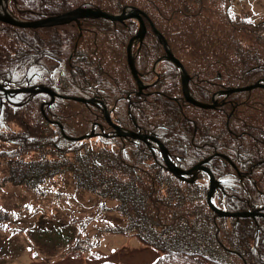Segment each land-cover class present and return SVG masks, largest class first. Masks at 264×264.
Wrapping results in <instances>:
<instances>
[{
    "label": "trees",
    "instance_id": "trees-1",
    "mask_svg": "<svg viewBox=\"0 0 264 264\" xmlns=\"http://www.w3.org/2000/svg\"><path fill=\"white\" fill-rule=\"evenodd\" d=\"M17 1L25 10L35 8L42 17L61 13L76 4L100 7L112 13L136 4L147 13L154 12L156 17L163 13L160 23L162 20L166 23L159 29L174 54L185 64H191L205 82L210 80L206 86L196 89L206 92L201 95L202 101L208 102L215 91L231 85L264 79V22L237 17L232 0ZM135 22L132 19L110 22L103 18L89 22L87 19L82 29L72 23L22 28V33L16 32L15 37L8 38V32L16 28L0 21V32L8 38L0 48V83L10 81L16 86H26L34 84L31 75L37 70L51 77L57 69L73 77L49 83L50 86L56 83L59 87L56 89L67 96L88 97L92 92L95 96L104 95L108 104L119 107L113 112L114 121L124 127L146 131L148 125L139 117L150 115L155 126L162 129L163 116L170 113L168 116L177 122V127H172L169 133L177 128L180 132L201 134L198 138L202 146L198 151L192 144L183 150L165 142L179 166H191L209 155H214L213 165L219 166L224 161L215 157L219 148L233 162L245 159L246 155L264 157V88L232 93L224 105L206 110L199 108L202 113H195L189 110L193 105L183 98L179 72L171 73L170 69L175 66L165 60L157 70L161 80L155 89L159 85L160 91L151 96L132 94L129 114L130 100H121L115 88L117 77L106 79L103 74L114 66L120 70L118 76L127 78L126 87L134 82L127 63V42L137 32ZM101 27L104 30L101 31ZM91 29L100 30L104 35L94 37ZM83 32L85 34H81ZM138 48L137 69L145 77H152L155 61L164 54L163 47L149 31L134 50ZM52 54L61 56L64 61L61 64L76 66L77 71L64 68L69 66L52 65L49 59ZM162 94L172 97L169 104L161 103ZM49 99L46 94L0 90V171L4 173H0V181L48 198L62 192L52 190L56 178L70 177L78 191L91 193L99 200V214L115 211L125 219L124 225L104 219L90 236L84 232L95 216L78 219L75 233L72 220H66L64 215H53L56 224L49 223L42 231H46L52 241H58L57 245H62L68 255L82 257L88 253L89 264H120L98 248L107 233H113L137 237L143 245L156 249L159 257L149 264H264V218L218 216L207 203L204 186L168 177L170 173L163 167L159 154L142 141L100 135L87 139V142H96L94 146L91 142L85 144L86 140L69 139L67 136L88 133L89 125L91 128L96 120H104L103 114L87 103L57 98L50 105ZM40 104L46 105L45 115ZM154 104L161 110L157 111ZM165 107L168 113H161ZM122 112L130 115L128 119L122 118ZM51 121H58L67 136ZM90 128L87 131L90 132ZM211 129L218 130L220 137L212 135ZM216 168L213 166V172L222 184L228 188L234 186L229 176L233 174L235 180L236 171L233 172L231 166ZM256 181L262 183L264 179ZM254 182L251 187H255ZM216 200L220 207L231 211L248 210L260 204L257 199L253 200V193L245 196L239 190L220 191ZM108 201L116 204L109 206ZM16 215L15 208H0V226L5 229L3 221L7 218L15 221ZM64 221L66 226L59 223Z\"/></svg>",
    "mask_w": 264,
    "mask_h": 264
},
{
    "label": "rangeland",
    "instance_id": "rangeland-1",
    "mask_svg": "<svg viewBox=\"0 0 264 264\" xmlns=\"http://www.w3.org/2000/svg\"><path fill=\"white\" fill-rule=\"evenodd\" d=\"M232 3L237 17H250L264 22V0H232ZM189 110L202 113L199 107L192 106ZM123 115L122 118L128 119L129 115L124 113ZM79 122L82 123L81 118ZM89 128L90 125L86 129L88 133L92 131V126L90 132L87 131ZM94 133L98 135L102 132L98 128ZM87 139H85L86 142ZM91 143L94 146L97 144L94 141ZM0 173L4 174L2 171ZM52 187V190L62 192H57L59 195L53 197L40 198L26 191L25 187L3 184L0 181V208L17 210L15 221L7 218L3 221L5 229L0 226V264H89L88 253L81 255L82 257L68 255L62 245H57L58 241L54 239L52 241V237H47V232L42 231V228H47L49 223L56 224L53 215H64L66 220H72L75 233L79 227L78 219H89L95 216L84 232L90 236L96 233V226L102 225L104 219L108 222L117 221L120 225L125 224V219L115 211L99 214V200L91 193L78 191L70 177L56 178L52 182ZM250 192V195L253 193V200L260 198L255 190ZM108 203L109 206L116 204L115 201H108ZM97 216H100V219H96ZM59 223H64L63 225L66 226L65 221ZM98 248L107 254L110 260L120 264H149L159 257L157 250L143 245L134 236L107 233Z\"/></svg>",
    "mask_w": 264,
    "mask_h": 264
},
{
    "label": "bare ground",
    "instance_id": "bare-ground-1",
    "mask_svg": "<svg viewBox=\"0 0 264 264\" xmlns=\"http://www.w3.org/2000/svg\"><path fill=\"white\" fill-rule=\"evenodd\" d=\"M1 1V0H0ZM128 8H130L132 10V8H136L139 10V15L142 19L143 22H141L138 18L135 22V25L138 27L137 29V32L139 30V27L141 26L142 23H144V25L146 26L145 28V32H146V35L148 34L149 31H152L153 34L155 35L156 37V34L154 32V29L157 30V32L161 35H163V33L160 31V25H163L166 23V21H163L162 20V23L161 22V18L163 17V13H159L160 15H158V17H156L155 13H147L143 8L137 6L136 4H130L127 6ZM82 8H85L83 5L81 4H76V5H73V7L69 8L68 10H65L61 13H58V14H63V13H68V12H72V11H75V10H80ZM27 11H30V14L32 17H35V18H38V19H33L32 21H37V20H43L44 18H47V17H50V16H46V17H42L39 12L36 11L35 8H32L31 10L28 8ZM0 13L5 15V11L2 9V7L0 8ZM39 14V16H38ZM56 14V15H58ZM12 16V15H11ZM55 16V15H53ZM13 17V16H12ZM14 18V17H13ZM86 19H92V18H89V17H82V18H79L78 20L79 21H74V22H77L78 25H81V23L83 22V20H86ZM103 19H106V18H103ZM107 21H110V22H113V21H116V22H126L129 20L128 19H125L123 21H119V20H109V19H106ZM72 21V22H73ZM9 24V23H8ZM101 24H103L101 22ZM11 27L13 28H16V31H11V32H8V34L10 35L8 38H11V37H15V35L17 34L16 32L18 33H22V28H26V27H19L17 25H13V24H9ZM104 25V24H103ZM28 29V28H26ZM104 30L103 27H101V31ZM100 30L99 31H96L95 29H91L90 30V33L92 36L94 37H100V36H103L104 33L101 32ZM136 32V33H137ZM136 33L133 35L135 36ZM81 34H85V32L81 33ZM145 35V37H146ZM132 36V37H133ZM164 36V35H163ZM131 37V38H132ZM7 37H5V33H2L0 32V48L2 47L3 44H5L8 40ZM131 38L129 39V41L127 42V50H128V46H129V43H130V40ZM165 38V36H164ZM145 39V38H144ZM156 39H158L156 37ZM45 46H47L46 44H44ZM164 50V55H167L169 53H172L184 66V70H185V74L187 75L188 77V89L190 90L191 94L194 96L195 99H197L198 101L200 102H203L201 100V95H203V92L205 91H199V90H196L198 86L200 85H207L208 82H210V80H208L207 82L204 81V78L201 74H199L197 71H195L193 68H191L190 66H192L191 64L189 63H184L180 58H178L175 54H174V51H173V48L171 46V44L169 43V41L167 40V38H165V47L163 48ZM51 51V50H50ZM61 56L59 55H56V54H52L49 56V59L51 61V64L52 65H55V66H58V67H61V66H69V67H64L65 69H67L68 71L70 72H76L77 71V67L74 66V65H63L64 64V61L62 59H60ZM61 62L63 64H61ZM66 62H70V61H66ZM175 67H172L170 69V72L171 73H178L180 74V77H181V69L177 67V65L170 61ZM138 71V75H139V78L141 79L142 83H143V89L139 91V84L136 80V78L133 76L132 74V71H130V75L132 76L133 78V81L135 82H132L131 81V86L129 85V87H126V81H127V78L125 77H121V76H118L119 75V72L120 70L117 69L116 67L114 66H110L106 69V72L103 74V77L104 78H108V79H111L113 77H117L116 79V82H117V85L115 86V88L118 89V97L121 99V100H124V99H129V96L130 94H134V95H137V96H148L146 94V92H152V94H155V93H158L160 90V87L159 85H157V88L155 89V86L156 84H158V82L161 80V77L160 75L157 73V72H154V75L152 77H149V76H146L145 77V74L140 71L139 69H137ZM73 77L70 73H62L60 72L59 70L55 69L54 72H53V76H47V75H44L42 72H40L39 70H37L34 75H31V80H32V83L34 84H30L31 86H35V85H39V86H44V87H47V88H51L53 91L57 92V97L59 98V100H73V98H84L86 100H91L93 99V97L95 96V94L92 92L91 94L88 95V97H83V96H73V95H70V96H67L66 94H63L61 92H59L56 88H59L58 85L56 86L55 84L50 86L49 83H54L55 81L58 82L59 80H65L67 79L68 77ZM164 76V75H163ZM157 78V79H156ZM214 82H217V81H214ZM254 83H250V84H237V85H231L230 88L228 89H220V90H217V91H226V90H229L231 88H235V89H239L236 91V93L240 94V92H247V91H250L249 90H240L241 88H244V87H247V86H250V85H253ZM67 85L69 86H72V83H68ZM181 86H182V78H181ZM20 87L24 88L25 86L21 85ZM133 87H136L138 90L134 89ZM256 88H264V87H256ZM256 88H253V89H256ZM200 89V88H199ZM251 89V90H253ZM112 90V89H110ZM193 90L195 92H193ZM202 90V89H200ZM104 91H108V89H104ZM235 93V91L233 92ZM115 94V93H113ZM182 94H183V91H182ZM210 94V93H209ZM232 94V93H230ZM127 95V96H126ZM184 95V94H183ZM206 95V92L205 94ZM212 97H214L212 95ZM104 95L100 94V97L99 96H96L94 99L95 100H99V101H102L104 104H106L107 102L104 100ZM172 97L169 96V95H165L162 94V100H161V103L163 105H166V104H169L168 102L170 101ZM215 98V97H214ZM224 98L225 100L227 99V97H224L222 96L221 99ZM81 102V101H79ZM187 104H191L193 106H195L194 104L192 103H189L187 100H186ZM84 103H87L93 107H96V108H102L104 105L100 102H97V101H94V102H84ZM222 103H224V100L222 101ZM221 103V105H223ZM26 106V104L24 105ZM154 107L156 108V110L160 111L161 110V107L157 108V105L154 104ZM197 107V106H195ZM39 108L40 109H44L46 108V105L45 104H40L39 105ZM124 107H121V109H123ZM201 109H204L206 110V108H202L200 107ZM155 111V110H154ZM156 111V112H157ZM167 111L168 113V107H165L161 113ZM170 113H168L167 115H164L163 118V122H164V127L162 129H159L156 125V123L152 120L154 119L153 116H150V115H147V117H142V115L139 117L140 119L144 120L145 123L148 125V128L146 131H143V132H147L149 134H154V135H158L157 139L162 141V143L164 145H166L167 143H172L174 144V146L176 147H179L180 149L182 148L183 150H186L190 144H192V146H194V150H197L202 146V143L200 142L199 140V136L198 134H200L199 132L197 131H192V132H180L179 130L174 129V131H172L171 133H169V131H171L170 129L172 127H174L176 125L177 127V122L170 116H168ZM47 118V116H46ZM163 118H157L158 120H162ZM103 121H99V122H94L92 124V131L93 132H96L98 128L101 127V123ZM171 126V127H170ZM153 127L155 129H153ZM168 130V131H167ZM166 131V132H164ZM210 133L212 135H214L215 137H220L221 133L216 130V129H211L209 130ZM157 132V133H156ZM207 132V131H206ZM162 135L163 138L160 136ZM201 135V134H200ZM166 142V144H165ZM148 148L150 150L154 149V147L152 146H148ZM218 152H216V155L219 157H222V159H228V160H232L227 154H223L222 151L224 150H220V148L218 150H216ZM174 158V157H173ZM233 161V160H232ZM162 165L163 167L166 169L167 172H169L170 174L168 175V177H171V178H176L175 174L173 172H171L169 169H168V165L166 162H163L162 161ZM246 164V166H249V168H247V170H251V171H255V169L257 168V165L258 164H262L264 165V157H257V158H252V157H249V156H245V159H241V161H237L235 160L233 164H230V166L232 167V170L233 172L237 171L238 170V173H235L234 174V177H235V180L232 181V184L234 185L232 188V190H239L241 191L242 195H249L251 192H249L247 188V185L250 184L249 183V180L253 179L252 177H249L247 176L246 174L243 173L244 171V167L243 165ZM180 169L184 170V171H187L183 166H178ZM209 170L212 172V169L209 167ZM239 172L242 173L241 174V177H239ZM213 173V172H212ZM209 175V174H208ZM178 180H182L181 178H178ZM263 184H264V181H263ZM262 183L258 182L256 184L257 188L255 189V191L258 193V191H261V194H260V198L257 199V203H260V207L264 206V192L263 190H260L261 187H263ZM236 218H255V216H248V217H241V216H234Z\"/></svg>",
    "mask_w": 264,
    "mask_h": 264
},
{
    "label": "water",
    "instance_id": "water-1",
    "mask_svg": "<svg viewBox=\"0 0 264 264\" xmlns=\"http://www.w3.org/2000/svg\"><path fill=\"white\" fill-rule=\"evenodd\" d=\"M2 3L3 2L1 0L0 1V8L2 6ZM3 10L5 11V15L0 13V20L1 21L5 22V23L17 25L19 27H26V28H37V27L62 25V24L70 23L73 20L79 21L78 19L82 18V17H89V18L101 17V18H106L109 20H119V21H123V20L128 19V18L129 19H131V18L137 19L138 18L141 22H143L140 15H139L140 12L136 8H132V10L130 8H124L121 11V13H118V14H112V13L106 12L100 8H82L80 10L77 9L75 11L68 12L66 14L65 13L58 14V15L50 16V17L44 18L43 20H37V21H20V20L14 19L7 12L6 8H3ZM145 28H146V26L144 25V23H142L141 26L139 27V30L136 33V35L131 38L129 46H128V63H129V66H130V69L132 71L133 76L136 78V80L140 86L139 91L142 90L144 86H143V83H142V81L138 75V71H137V68L135 65V58H134L133 53H132V46H133L135 41L142 42L144 40L145 35H146ZM154 32L156 34V37L161 42V44L163 45V48H164L165 47L164 36L159 34L156 29H154ZM165 58L174 62L177 65V67L181 69L182 91H183L185 99L189 103H192L195 106L206 108V109L207 108H214L219 104V102L215 98L211 104L203 103V102H200L197 99H195L194 96L191 94L190 90L188 89V77L185 74L183 64L172 53L167 54ZM256 87H264V81L259 80L256 83H254L253 85L241 88L240 90H244V89H246V90L250 89L251 90V89L256 88ZM0 90H4L5 92H10V93H21L22 92V93H31V94H38V93L43 92V93L49 94L52 97L51 102H53L55 100V97L57 96V94L52 89L44 87V86H30V87H24V88L11 89V88H7L6 85L0 84ZM237 90H239V89L231 88V89L226 90V91L217 92L216 94H230V93H233L234 91L236 92ZM73 100H77V101H81V102L97 101V102L102 103L104 105L102 107V110L104 111L106 120L114 128L115 134L117 136H119V137H132L133 139H139V140L144 141L148 145H151V142H155L158 146L159 152L161 153V155L163 157V160L168 165V169L171 172H173L176 177L181 178L183 180H186L188 182H194V178L193 179L187 178L186 176L191 175L193 172H195L198 169L205 170L209 174V178H210V186H209L208 193H207V203H208L209 207L218 216H221V217H234V216L248 217V216L262 215V213H260V211H261L260 208L255 209L253 211H238V212H230V211H226V210L219 208L215 204L214 197H215V194H216L217 189L219 188L220 184L215 179V176L213 175V173L207 167H204L202 165L207 160L197 164L196 166L192 167L191 169H189L187 171H184V170L180 169L175 164V162H173L169 150L162 143V141L157 139V136L142 134V133H138L135 131L126 130V129L122 128L120 125L115 124L112 121V118H111L110 112L107 108V105H105L102 101L95 100V99L86 100L84 98H73ZM61 128H63V127L61 126ZM94 135H95V133L92 131L88 135H84V136L77 137V138H72V137H70V138L82 140V139H85L86 137H93ZM262 209H264V208H262Z\"/></svg>",
    "mask_w": 264,
    "mask_h": 264
},
{
    "label": "flooded vegetation",
    "instance_id": "flooded-vegetation-1",
    "mask_svg": "<svg viewBox=\"0 0 264 264\" xmlns=\"http://www.w3.org/2000/svg\"><path fill=\"white\" fill-rule=\"evenodd\" d=\"M6 9L8 10H11L15 15H17L18 17L22 18V19H26V20H33L35 18H32L30 12H27V10H25L24 8L20 7L19 3L16 5V3L14 4V2L12 1L11 3L7 2V5L5 7ZM27 14H30L31 17H27L26 15ZM32 18V19H31ZM99 19V18H98ZM87 20V19H86ZM86 20H83L82 23H84V21ZM94 20H97V19H89V22H93ZM2 22V21H1ZM82 23L81 25H78L76 22H72V24L74 25H77L78 28H81L82 29ZM151 93L152 92H146L147 95H150L151 96ZM221 99V98H220ZM212 100V97L211 99L208 101L210 102ZM223 100V98L221 99ZM227 102V99L225 100L224 99V103H222L223 105ZM185 104V102H183ZM218 108V107H217ZM138 130H140L139 128H137ZM100 131L102 132V134H108L109 136H111L113 134V129H111V127L109 125H107L106 123H104V120L103 122L101 123V127H100ZM209 156H212V155H209ZM207 156V157H209ZM215 157H218V156H215ZM206 158V157H205ZM214 157H212L208 162V166L213 170V166L214 167H218V168H230V166H228V164H226L224 161H221L220 165L217 166V165H213L215 162L213 160ZM219 158L222 159V157L219 156ZM230 165V164H229ZM243 167L245 168L243 173L246 174L247 176L249 177H252L253 179L249 180V183L247 185V188L250 189V190H255L257 188L256 184L258 183L256 180H260L261 178L264 179V165L262 164H258L257 165V168L255 169V171H251V170H247V168H249V166H246V164L243 165ZM216 168V169H218ZM235 173H238V171H236ZM225 174H229V172L225 173ZM241 174L239 172V177H241ZM194 177H197V178H203L204 177V173L201 172V171H196L195 174H194ZM233 177V174H231L229 176V178H231L232 180H234ZM255 181V182H254ZM254 182L255 184V187H251V184ZM231 188H234L233 186ZM260 190H264L263 187H261Z\"/></svg>",
    "mask_w": 264,
    "mask_h": 264
}]
</instances>
